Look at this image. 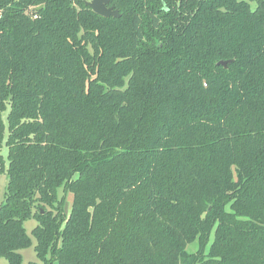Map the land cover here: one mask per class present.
Segmentation results:
<instances>
[{
	"label": "trees",
	"instance_id": "obj_1",
	"mask_svg": "<svg viewBox=\"0 0 264 264\" xmlns=\"http://www.w3.org/2000/svg\"><path fill=\"white\" fill-rule=\"evenodd\" d=\"M87 1L0 0V257L264 264V0Z\"/></svg>",
	"mask_w": 264,
	"mask_h": 264
},
{
	"label": "rangeland",
	"instance_id": "obj_2",
	"mask_svg": "<svg viewBox=\"0 0 264 264\" xmlns=\"http://www.w3.org/2000/svg\"><path fill=\"white\" fill-rule=\"evenodd\" d=\"M253 6L254 5L252 4V7ZM0 155H1L0 165L2 164V168H3V170H0V202H1L4 198V193H5L6 184H7V177L5 174V169L7 166V148L5 146H3L1 148ZM70 202H71V198L69 196L68 197L69 205H70ZM35 226H36V222L33 219H29V220L24 222V228H25L27 234L31 238V245L28 246L27 248L19 250V253L22 257L21 264H29L30 262H39V260L36 257V253L34 251V246L36 244V240L31 235V231ZM196 249H197V244L192 243V244L187 246L186 250L189 253H193L196 251ZM0 264H7V261L4 258L0 257ZM53 264H56V263L54 262Z\"/></svg>",
	"mask_w": 264,
	"mask_h": 264
},
{
	"label": "water",
	"instance_id": "obj_3",
	"mask_svg": "<svg viewBox=\"0 0 264 264\" xmlns=\"http://www.w3.org/2000/svg\"><path fill=\"white\" fill-rule=\"evenodd\" d=\"M110 0H88L85 5L95 14L108 18V17H119V12L115 10L113 7L108 6ZM231 63V60L228 61H219L217 63L218 66H222L226 68L227 65Z\"/></svg>",
	"mask_w": 264,
	"mask_h": 264
},
{
	"label": "built area",
	"instance_id": "obj_4",
	"mask_svg": "<svg viewBox=\"0 0 264 264\" xmlns=\"http://www.w3.org/2000/svg\"><path fill=\"white\" fill-rule=\"evenodd\" d=\"M33 18H37V16L36 15H33Z\"/></svg>",
	"mask_w": 264,
	"mask_h": 264
}]
</instances>
